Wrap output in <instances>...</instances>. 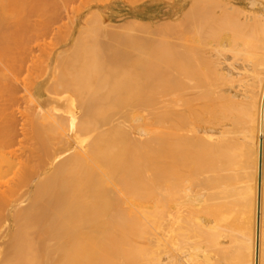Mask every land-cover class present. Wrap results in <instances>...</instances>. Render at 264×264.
<instances>
[{"label":"bare ground","instance_id":"bare-ground-1","mask_svg":"<svg viewBox=\"0 0 264 264\" xmlns=\"http://www.w3.org/2000/svg\"><path fill=\"white\" fill-rule=\"evenodd\" d=\"M51 1L0 0V178L5 167L17 178L7 190L0 183V222L16 231L6 242L45 248V258L30 248L14 264H55L60 239L59 264H214L211 250L222 262L256 264L264 236V6L256 7L264 0H190L175 25L153 32L167 38L161 44L143 31L108 32L123 50L83 49L91 60L78 59L74 72L66 57L58 80L68 83L44 87L53 91L45 102L30 95L39 104L24 114L25 128L12 111L17 77L24 68L33 76L29 35L45 38L65 12L66 0ZM5 8L22 18L6 17ZM34 14L41 21L31 24ZM44 64L41 83L51 84L55 70ZM35 227L41 239L31 236ZM152 228H161V240Z\"/></svg>","mask_w":264,"mask_h":264},{"label":"rangeland","instance_id":"rangeland-1","mask_svg":"<svg viewBox=\"0 0 264 264\" xmlns=\"http://www.w3.org/2000/svg\"><path fill=\"white\" fill-rule=\"evenodd\" d=\"M56 1L57 0H52L51 2L54 3L55 5H57L59 3V0L57 2ZM62 1H65V0H60V3L63 4L64 2H62ZM81 1L83 3H81ZM182 1L183 0H80V1H78V0L77 1H75V0H70V1L69 0H66L65 1V4L63 5L65 12L63 11L64 13H62V15H61L62 18H61V16H60L61 19L59 18V19L56 20L54 18L55 21H53V19H51L52 21L50 22L51 24L49 26H50L51 29L52 28L53 29L50 30V32L45 36V38L44 37H41V38L39 37L40 40H38V37L36 38L35 35H29V36H32L30 38L32 42L30 40H28L30 42V44H28L29 43L28 41H27L26 44H24V42H23L24 45H26V46L28 45V46H30L32 48V52H31L32 53L31 54L32 57L30 56L28 60L31 59L33 61H31V60L30 61L34 63L33 64L30 61H28L27 64L30 65V67L29 68L26 67V68H28L29 70H30V68H32L31 71L32 70H34V71H32L33 72V74H32L33 76H30L31 73H28V72L23 73L25 68L23 69V72H22L23 75H20V77H19L18 75L21 72L17 74V76L19 77V78L17 77V79H18L17 80V82H18L17 84H19L20 86L16 84V86H18V91H17V93L15 95V99L18 102L16 101V103L12 107V111H13L15 117H16L17 122L21 124V127H22L23 124H25V125H27L25 128H28V124H29V121L28 120H29V118L26 119L24 114H26V113L27 114L28 113L29 114L30 113H33L32 112L33 109L36 108V107H34V104H37L38 105L41 102L40 101V98L41 97L43 98V96H45L44 92H50L48 90H51V87L48 86V88H50L48 90H47V88L44 89V87H47L48 84L49 85H52V84L53 85H55V84L58 85V83H59V85H63V83H68L67 80L66 81L61 80V84H60V80H58V78L61 79V77L59 76V74H61L60 69L61 68H64V66H66V65L63 64V63H66V62H64V61H66L65 60L66 57H69L71 59V62L68 61V63H70L72 67L67 64L68 69L73 70L72 72H74V69L75 68L79 69L80 66H82V64L79 65V63H80L79 60L82 61V62L85 59L91 60V57L88 58V56H92V55H85L84 54V57L85 58H83V52H86L83 49L88 50L90 48L88 50V52H93V53L98 52V54H100V53L102 54V51L103 50L105 51L107 49L108 50H111V51L112 50H115V49H117L118 51L123 50V48L119 49V46H118V44L116 42V38L113 39V37H115V34H114V36L111 35V38H110L109 33L111 34V31H112V33L116 32L117 34H124L125 35V34H128V31L135 30V32H137L140 35V37H142V36L145 37L146 35H149V36H147V39L148 38H151L150 40L152 41V39L155 38V40L157 41V38H159L157 35H158V33L160 34V31L158 32L157 30H160V29L163 30L164 27L162 28V26L164 24H165L164 26L166 28L167 27V24H168L167 22H169V25H170V23L172 25L174 23H177V21L179 20L181 14H182V12L180 11L181 10L180 8L182 6H184V5H187L188 6L189 3H190V0H184L183 2ZM248 1L249 2L250 1H255L258 4H260V2H261V1H258V0H246V1H244V0H234L233 3L236 6H240V7H246L247 6L248 7L249 6V2ZM178 4H179L180 7L178 6ZM263 4L260 5V6H258V7H256V8H261V6H264ZM5 9L6 10H4V11H5L6 14H4V15L6 16L7 13H8V15L6 17H8V16L10 17V15L12 13L13 14L12 19L14 18L15 20H20L22 18L21 17V14H17L14 11H11V9L9 10V8H5ZM111 9H118V10L115 12V14L113 16H111L110 13H108V14H105L104 13V11H109ZM158 12H161L160 14H162V13L163 14L162 15L159 14V16L157 15L156 17H153L152 18L151 15L152 14L153 15L158 14ZM136 14L139 15V16L137 17ZM31 16H32L30 18L32 20V22L30 21L31 24L32 23L35 24L36 21H38V22L41 21V19H39L38 17H36V14H34V16L33 15H31ZM34 20H35V22H33ZM164 21H166V23H163ZM38 22H36V23H38ZM52 22H54V23H52ZM93 23H95V24H93ZM130 23H132V24H130ZM100 24H102V25H100ZM143 25H145V26L143 27ZM140 26H142V27H140ZM87 27H89V29H87ZM92 27H94L96 30L93 29ZM80 28H82V29H80ZM146 29H148V30H146ZM142 31L143 32H146V35H144L145 33H143ZM155 31H157V33ZM86 32H88V34ZM89 32H92V33H89ZM131 32H133V31H131ZM153 32H155V34H157V35L153 34ZM36 33L38 34V36H40L39 35L40 32H36ZM32 34H35V33H32ZM131 35H133V34H131ZM134 35L136 36V33ZM139 35H137V36H139ZM33 36H35V37H33ZM93 36H94V39H93ZM160 37H161V35H160ZM163 37L166 38L165 35H163L161 38H163ZM166 39H163V40L161 39L160 40V38H159V40L162 41V42L164 40H166ZM138 41H139V39H138ZM151 41H149L148 43L149 44H152L153 42H151ZM160 41H157V43L161 44ZM37 42L39 44H37ZM142 42H143V40H142ZM144 42H146V39H145ZM44 43H46V45H47L46 47H43ZM154 43H156V42H154ZM159 44H157V45H159ZM21 45L19 44V46H21ZM120 47H122V46H120ZM92 49H93V51H92ZM17 50H18V47H17ZM17 50L14 49L15 54L13 56H16V52H18ZM14 51H13V53H14ZM34 53H35V56H33ZM41 53H43V56H40V55H42ZM48 53L51 55L50 56V59H48L49 57H46L48 55ZM69 53H71V54L69 55ZM18 54H20V52H18ZM106 54L107 55H110V52H106L104 54V56ZM76 55L79 56V57L77 58ZM17 56H16V58L19 60V58H18L19 56L18 57ZM37 56H39V57H37ZM34 57H35V59H34ZM71 57H73V58H71ZM69 58L67 60H69ZM44 59L45 60L47 59V61L49 60L50 69H52V71L55 70L54 72H52L50 70L53 73V76L55 77L54 78L52 76V79H51V82L52 83L51 84L48 81H46L44 83H41L42 82L41 81L42 79H40V76L44 72V68H45ZM74 59H77V61H74ZM34 60H35V62H34ZM42 61H43V63H42ZM76 63H77V66H76ZM73 66H75V67H73ZM41 67H43V68H41ZM59 67H61V68H59ZM56 70H57V72H56ZM26 71H27V69H26ZM68 72L70 73L71 71H68ZM55 73H57V74H55ZM47 75H48V71H47V73H46L45 76H47ZM29 76H30V78H29ZM24 77H26L28 80L25 79ZM68 77H65V78H68ZM31 79H32L33 82L31 81ZM68 79L70 80L71 78L69 77ZM23 81H25V84H26V86L28 88V91L26 90L27 88L26 89L23 88V86H25ZM26 81H28V82H26ZM56 81L58 83H55L54 84V82H56ZM71 82L73 83V81H71ZM37 84H38V87H37ZM41 85L43 87H41ZM24 89H25V91H24ZM39 91H41V92L39 93ZM70 91H72V90H69V91L66 90L65 91L67 93L66 95L72 97L75 100L76 94H74L73 91H72V93ZM31 94L34 95V97H35L34 99H36L37 102H39V101L40 102L39 103H36V100H34L33 98H31L32 97ZM73 94L75 95L74 97H73ZM26 95H28V96H26ZM30 95H31V97H30ZM159 97L160 96H158V98ZM42 98H41V100H42ZM43 100H44V98H43ZM31 101L32 102L35 101V103H33V105H32L31 104ZM45 101H47V100H44V102ZM75 101H76L75 102L76 107L79 108L80 107V106H78L79 105V99L77 98ZM37 105H35V106H37ZM20 113L23 114L24 116H22V117L19 116ZM20 124H18V130L21 129L20 128ZM199 126L202 128L203 125L201 124ZM204 127L206 129L209 126H203V128ZM22 137L23 136L21 135L19 139L22 140ZM26 137H28V136H26ZM22 144H23V147H24V145H26V143L25 144L22 143ZM29 144H31V142ZM16 147H18V146H16ZM17 149L18 148H16V150ZM8 170H9L8 168L6 170V167H5V169H3L4 175L2 173V177L0 178V183H2V186L4 184L8 185L9 183H11L13 185L14 181H16V180H14L16 178V176L14 174L15 171L12 172V170H10V171H8ZM6 185H4V186H5V189L7 190V188H6L7 186ZM259 185L262 186L261 183H259ZM8 186H11V185L9 184ZM202 190H201V188H199L198 191H202ZM262 190H264V189H262ZM204 191L205 190H203L202 192H204ZM160 194H162V192L159 191L158 192V196H157V199H159V200H161V195ZM12 200L13 199H9L8 204H10L12 202ZM234 216H236V219L238 218V215L237 214H235ZM14 218H15V216L13 215V217L10 218V219H8V220H11V219L16 220ZM13 220L10 221L9 224H11V222H12V224L14 225V223L17 222V220L15 222ZM230 220L232 221L230 223H233V221H234L233 218H231ZM5 221H6V219L4 221H2V223L0 222L1 223L0 224V242L2 243V249H0V264H4L3 262L4 261H7V260H11V262L8 263V264H14L13 260H15L17 258H21V257H27L28 256V251H29L30 248L32 249V251H34L35 255L39 256L42 259L45 258V255H44L45 248L42 247L40 241H38V240H35L34 241L33 246L26 247V248H23L21 244H17L16 242L15 243L14 242H10V241L6 242L7 239H8V236L9 237L13 236L14 235V232H16V231L15 230H12V234L9 235V233H7V231H6V224L8 223V221L7 222H5ZM226 225H227V228H228V227L232 226L233 224L230 225V224L226 223ZM11 228L12 227H10V229ZM153 230H154L155 234H153L154 233ZM160 230H161V228H156V229L155 228L154 229L152 228L151 229V232H153L152 234L155 235V237H157V235H159L158 237L160 239V234L162 232V231L160 232ZM53 231H54V233H57V235H61L59 224L58 225L56 224L55 226H53ZM30 233H31V236L35 237L34 239H41V237H42L41 235L43 234V233L40 234V231H39L38 227L33 228L30 231ZM159 239H157V243L156 244H159L160 243L159 241L161 239L160 240ZM226 239H228V240H225L224 239L222 242H223V246L225 245L224 247H226V249H227V245H228V248H230L232 246V244H231V241H230L231 239L230 238H226ZM263 240H264V236L262 237V240H261V264H264V242H263ZM63 242L64 241H62V239H60V241L56 243L55 248H54V251L52 253V255H54V263L55 264H59L60 263L62 254L65 252V249L63 247L64 245L62 244ZM157 246H160V245H157ZM152 248H155V246L152 245L151 249ZM157 249L158 248L156 247L155 249H152V250L155 251ZM228 250L229 249H227L226 251H228ZM213 252H214V255H215V250ZM213 252L211 250L210 253H212L211 254L212 255L211 258H212V260H213L212 262L214 264H233V263H236V262H233V261H231L232 263H230L227 260V259L230 258L228 256H227V259L222 262V258H216L215 257L216 255L214 256L213 255ZM217 254H219V253L217 252ZM213 256L216 259L213 258ZM229 260H231V258ZM197 264H199V263H197Z\"/></svg>","mask_w":264,"mask_h":264},{"label":"crops","instance_id":"crops-1","mask_svg":"<svg viewBox=\"0 0 264 264\" xmlns=\"http://www.w3.org/2000/svg\"><path fill=\"white\" fill-rule=\"evenodd\" d=\"M117 10H118V9H111V10H109V11H104V13H105V14L110 13V15L113 16ZM260 253H261V243H260ZM258 256H260V257L257 258V256H256V259H257V262H258L257 264H261V254L258 255ZM255 262H256V261H255Z\"/></svg>","mask_w":264,"mask_h":264},{"label":"water","instance_id":"water-1","mask_svg":"<svg viewBox=\"0 0 264 264\" xmlns=\"http://www.w3.org/2000/svg\"><path fill=\"white\" fill-rule=\"evenodd\" d=\"M256 264H257V259H256Z\"/></svg>","mask_w":264,"mask_h":264}]
</instances>
